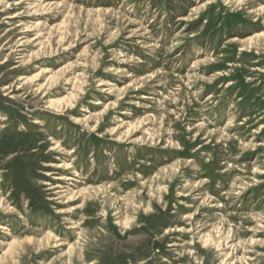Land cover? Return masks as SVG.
Listing matches in <instances>:
<instances>
[{
  "label": "rangeland",
  "instance_id": "rangeland-1",
  "mask_svg": "<svg viewBox=\"0 0 264 264\" xmlns=\"http://www.w3.org/2000/svg\"><path fill=\"white\" fill-rule=\"evenodd\" d=\"M0 264H264V0H0Z\"/></svg>",
  "mask_w": 264,
  "mask_h": 264
}]
</instances>
